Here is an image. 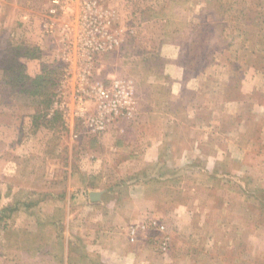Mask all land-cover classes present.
<instances>
[{"label":"rangeland","instance_id":"obj_1","mask_svg":"<svg viewBox=\"0 0 264 264\" xmlns=\"http://www.w3.org/2000/svg\"><path fill=\"white\" fill-rule=\"evenodd\" d=\"M63 1L69 7L67 14L51 17V0H0V210L13 199L40 203L41 194L48 192L50 168L65 188L69 178L61 172L69 168L95 173L115 170V175L122 176L141 167L136 158L146 143L137 138L151 136L152 141L156 136L163 143L171 116L181 128L169 151L183 159L173 160V171L166 170V162L158 165L157 178L135 172L134 182L138 196L155 203L154 221L164 218L160 225L151 224L154 229L164 227L158 241L160 258L168 257L170 251L168 258L176 256L174 264L194 259V255L201 257V264H211L214 257L221 264H264V118L259 110L264 108V80L259 78V89L251 86L254 71L264 67V0H95L111 21L117 44L109 52L93 55L86 64L73 54L74 78L68 88L73 90L81 83L77 75L87 67L90 76L82 81L84 87L95 83L109 87L120 80L131 87L135 102L130 118L111 119L101 134L89 133L77 117L65 121L59 112L51 113L66 68L61 27L73 22V29H80L81 0ZM51 20L55 26L48 33L45 25ZM34 49L40 54L31 59ZM54 67L60 72L50 102V82L48 93L39 96L33 94L36 84L31 80ZM181 71L185 81L181 91L186 95L169 96L170 76ZM167 97L181 104L169 103L167 109ZM67 98L76 109V95ZM158 99L165 103L162 108L156 104ZM94 104V100L84 104L89 115H93ZM141 105L145 119L158 121L148 133L135 128L143 118ZM233 106L237 111L231 113ZM170 109L175 114L167 116ZM236 112L239 115L232 117ZM39 114L47 120L55 114L59 118L39 127L34 121ZM217 120L222 128L213 124L220 123ZM234 120L241 122V130L231 126ZM197 121L202 127L195 130L192 141L184 143L186 125ZM206 122L210 125L205 126ZM160 146L167 151L166 145ZM83 171L74 177L80 187L87 182ZM187 172L196 173L191 174L192 180ZM93 175L90 183L101 186L97 174ZM122 191L125 197L128 188ZM189 192L190 203H202L191 215L177 211L189 203ZM174 211L175 216H170ZM189 219L188 239L185 231L170 245L165 226L175 230L178 222ZM164 239L167 250L161 251ZM0 252V264H15V255L17 264L30 262L28 252L6 250L5 234L0 235Z\"/></svg>","mask_w":264,"mask_h":264},{"label":"crops","instance_id":"obj_2","mask_svg":"<svg viewBox=\"0 0 264 264\" xmlns=\"http://www.w3.org/2000/svg\"><path fill=\"white\" fill-rule=\"evenodd\" d=\"M261 61L264 62L263 59ZM182 77V71L170 76L173 83L167 91L169 96L173 95L177 97V93L183 94L181 89L182 84L185 86V81H182ZM259 78L264 80V67L258 71H254L253 78L251 77L253 79L251 82L252 87L259 89L261 85ZM185 95L186 93L183 94V96ZM166 100L167 109L169 103L172 106L173 104L180 103L179 101V103H173L170 97H167ZM156 104L157 106L160 105L161 108L165 105L159 99ZM154 108L155 112L159 114L155 105ZM140 109L143 118L137 121L135 123L136 127H134L138 130L143 129L148 133L151 128H155L156 124L154 123L158 121L153 118L145 119L144 106L141 105ZM216 109L218 110L219 108L217 107ZM233 109L237 111V107L233 106L230 110L231 113H233ZM181 110L183 112L185 111V104H182ZM259 110L260 116L264 118V108ZM194 111L197 110L193 109L192 112ZM170 113L175 114L174 109L165 112L167 116H170ZM237 115H239L238 112L234 113L232 117H236ZM156 117L159 118V115ZM169 118L172 121L168 125L170 131L166 133L167 139L163 140L165 144L156 136H152V141L149 139L151 136L146 137L147 139L137 138L139 143L141 141V144L146 143V146L143 149L141 148L136 158V163L140 162L142 165L141 167H137V169L135 168L131 171L124 172L122 176L117 173L115 175V170L105 171L103 169L95 173V170H90L89 172L83 171L82 168L74 170L69 168L67 173L66 171L61 172V175L67 174L69 178L68 184L64 188L59 181L60 179L55 177V170L53 168L48 169L46 174L49 180L46 183L48 192L46 191L44 194H41L40 199H42L40 203H28V201H15L13 199L12 203H7L2 207V209L12 210L6 218H0V235L5 234L6 236V250L14 251L15 249H19L28 252L29 255L27 258L30 259V262L26 261L25 264H174L176 260L174 257L176 256L173 255V259L172 257L168 258L171 256L170 251L168 252V257L162 256L160 258L157 253L158 241L163 235L157 232V229H154L151 224L155 222L156 225H160L163 222L160 220H164V218L160 217L157 221H154L157 219L155 218L156 215H154L155 203L147 200V198L139 197L137 193L138 188L135 187L134 183L136 182L135 172L142 171L145 175L157 178L158 165H164L163 162H166V170L170 169L173 171L174 169H171V167L175 166V163H172L173 160L176 158L183 159L180 155H175L169 151L170 147L177 142L175 134L181 128L175 118L171 116ZM217 121L220 123L213 124L222 128L223 124L221 125V121ZM197 123L199 122H194L192 125L190 123L189 126L186 125L187 130L182 133L184 143L192 141L195 130H199L202 127V124ZM205 124V126L210 125L209 122ZM231 126L238 127L240 130L242 129L240 121L234 120ZM254 126L261 127L259 123H255ZM194 143L197 142L195 141ZM160 145H166L167 151H161L163 147ZM172 149H174L173 146ZM82 171L85 172L87 178L83 179H86L87 182L80 187L79 182H74V177L81 175ZM93 174H97L100 184L102 183L101 186L99 185L97 187L90 183L92 181H89V178L94 177L95 175ZM164 174L168 176L170 173L167 171ZM191 174L196 173L187 172V177L190 180L193 178ZM98 175H102V179H99ZM194 186L198 187L196 183H194ZM127 188V195L124 197L122 190ZM92 192H98L100 194L97 201L91 200L90 195ZM191 195V192L188 195L186 194L188 202L192 201L190 200ZM201 206L202 203H184L183 206L177 208V211H186L185 213L188 212L187 214L191 215L197 212ZM32 210H36L37 212H31ZM201 211L203 212L204 209ZM170 216L174 217L175 211L172 214L170 213ZM202 219L204 221V216H202ZM190 220L178 222L175 230L165 226V234L170 237V245L178 234L184 233L185 231L189 232V235L186 234L185 236L186 240L188 239L191 233L190 231L192 230V224L189 225ZM140 226H144V229L137 230L134 240L131 241L129 237L130 228ZM16 257L15 255V264L18 263ZM192 257L194 259H187L185 263L180 264L202 263L201 257L195 255ZM210 261L211 264H221L215 257Z\"/></svg>","mask_w":264,"mask_h":264},{"label":"built area","instance_id":"obj_3","mask_svg":"<svg viewBox=\"0 0 264 264\" xmlns=\"http://www.w3.org/2000/svg\"><path fill=\"white\" fill-rule=\"evenodd\" d=\"M80 14L77 21L78 31L73 29V22L63 24L61 27V46L65 48L63 61L66 68L62 71L61 78L57 85V93L54 97L51 113L59 112L62 119L68 121L70 117H77L87 131L91 134H101L105 131L111 119L117 117L130 118L134 112V97L131 87L123 81H113L109 87L102 83H95L84 87L85 81L90 76L87 69L77 75L81 83L75 89H69L68 83L74 78L72 66V55L85 61L92 60L95 54L111 51L117 41L111 30V21L105 18L107 15L102 12L95 0H81ZM49 14L51 17L59 16L60 13L66 15L69 7L63 0H51ZM54 20L45 25L46 32L52 33ZM79 76V77H78ZM76 95L77 108L72 109L68 95ZM94 100L93 115L88 114V109L84 106L86 101ZM144 226L132 227L129 230L130 240L133 241L137 230H143ZM157 231L164 230L163 226H156ZM167 239L160 244L161 251L167 250Z\"/></svg>","mask_w":264,"mask_h":264},{"label":"trees","instance_id":"obj_4","mask_svg":"<svg viewBox=\"0 0 264 264\" xmlns=\"http://www.w3.org/2000/svg\"><path fill=\"white\" fill-rule=\"evenodd\" d=\"M33 51H34L35 55L34 54H31V57L30 58L31 59H36L38 57V54H40V50L39 49H36V50L34 49ZM59 72H58V67H54V69L53 70L51 69V71H49V73L42 72L40 75H38L34 79H32L31 81L36 84L35 89L33 91V94L34 95H37L38 94L39 96L41 94H44V95L47 94L48 93V90H49L47 88L50 87V85H49V83L47 81H49L50 84H51V86H52L51 93L49 94V100L51 102L52 101V96H53L52 95L53 88L56 85V79L59 76ZM23 78L24 79H28L25 75H23ZM39 90H41L40 93H39ZM56 118H59V116L55 114L52 118H50V120L49 119L47 120L44 115H40L39 114V115L34 116V121L37 120V123L36 124H39V127H44L42 125H45L48 122H54V121H56ZM11 211L12 210H8L6 208H3L1 210V212H0V215H3L2 213L5 212V213H7V216H8V213H10ZM6 217H2V219L6 218Z\"/></svg>","mask_w":264,"mask_h":264},{"label":"water","instance_id":"obj_5","mask_svg":"<svg viewBox=\"0 0 264 264\" xmlns=\"http://www.w3.org/2000/svg\"><path fill=\"white\" fill-rule=\"evenodd\" d=\"M100 194L98 192H92L90 197L92 201H97L99 199Z\"/></svg>","mask_w":264,"mask_h":264}]
</instances>
